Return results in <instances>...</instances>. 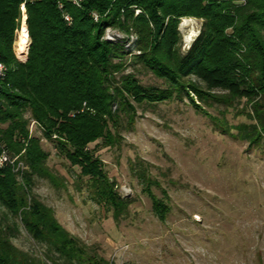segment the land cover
<instances>
[{
  "label": "rangeland",
  "instance_id": "rangeland-1",
  "mask_svg": "<svg viewBox=\"0 0 264 264\" xmlns=\"http://www.w3.org/2000/svg\"><path fill=\"white\" fill-rule=\"evenodd\" d=\"M202 23L179 19L182 55ZM101 40L123 57L111 85L132 77L144 87L170 89L136 64L141 52L134 33L108 27ZM244 79L250 86V77ZM201 85L200 95L186 89L177 98L170 89L167 101L128 110H119L114 96L105 136L87 147L99 166L94 177L82 175L54 142L41 140L48 154L43 172L30 185L16 177L25 204L15 215L2 212L12 245L31 264H70L24 226L22 212L34 198L83 245L82 260L74 264H264V92L241 97ZM37 127L30 123V137H42ZM115 209H123V217H115Z\"/></svg>",
  "mask_w": 264,
  "mask_h": 264
},
{
  "label": "trees",
  "instance_id": "trees-1",
  "mask_svg": "<svg viewBox=\"0 0 264 264\" xmlns=\"http://www.w3.org/2000/svg\"><path fill=\"white\" fill-rule=\"evenodd\" d=\"M19 5V0H0V56L9 69L0 87V146L5 144L11 157L25 164L27 185L43 172L48 157L41 140L54 142L82 175L98 174V162L87 147L105 136L114 96L121 100L119 110H128L133 104L163 103L172 96L170 89L177 98L181 91L200 95L201 84L208 91L236 90L241 97L264 92V0H81L79 7L66 0H37L26 4L30 45L22 61L13 52ZM184 17L203 23L182 55L176 45L178 21ZM108 27L137 36L141 54L136 64L169 91L144 87L132 77L120 86L111 85L109 76L123 57L119 47L101 40ZM244 77H250V86ZM31 122L41 129V138L29 136ZM16 177L11 167H0V264H31L2 225L3 210L15 215L25 204ZM114 212L115 217L124 215L123 209ZM22 214L35 240L52 245L70 264L82 260L83 245L57 225L50 209L33 198ZM156 214L165 219L164 213ZM89 264L107 263L99 259Z\"/></svg>",
  "mask_w": 264,
  "mask_h": 264
},
{
  "label": "built area",
  "instance_id": "built-area-1",
  "mask_svg": "<svg viewBox=\"0 0 264 264\" xmlns=\"http://www.w3.org/2000/svg\"><path fill=\"white\" fill-rule=\"evenodd\" d=\"M19 1H20V5H19L18 29L15 30V42L13 44V52L15 56L20 61H22L27 56L28 48L30 45V39L28 36V42L26 44L25 51L22 54H19L16 51V48H15L16 39L18 38V34L22 31L23 27L26 28L27 35H28V30L26 26V18H27L26 4L28 3L32 4L37 0H19ZM66 1H68L75 7H79V4L81 2V0H66ZM58 9L59 10L63 9L62 3L58 4ZM63 18L66 22H70V17L68 15H64ZM8 72H9V69L2 62L1 56H0V87L5 83ZM3 166L11 167L12 171L16 174L17 178H19V180L21 181L24 178L25 171H27V167L25 166V164L22 161H20L18 157H15V158L11 157L9 151L5 147L0 148V167H3Z\"/></svg>",
  "mask_w": 264,
  "mask_h": 264
},
{
  "label": "bare ground",
  "instance_id": "bare-ground-1",
  "mask_svg": "<svg viewBox=\"0 0 264 264\" xmlns=\"http://www.w3.org/2000/svg\"><path fill=\"white\" fill-rule=\"evenodd\" d=\"M27 42H28L27 31H26V28L23 27L22 31L18 34V38L16 39L15 48H16L17 53L22 54L25 51Z\"/></svg>",
  "mask_w": 264,
  "mask_h": 264
}]
</instances>
